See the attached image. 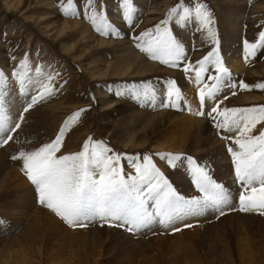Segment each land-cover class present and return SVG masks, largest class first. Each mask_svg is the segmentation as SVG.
I'll return each instance as SVG.
<instances>
[{
	"label": "rangeland",
	"instance_id": "1",
	"mask_svg": "<svg viewBox=\"0 0 264 264\" xmlns=\"http://www.w3.org/2000/svg\"><path fill=\"white\" fill-rule=\"evenodd\" d=\"M49 1L51 2L53 16L68 21L77 19L87 26L90 33L97 38L114 40V42H126L130 45L129 49L135 54H138L149 63L155 64L162 70L169 71V73H159L155 76L150 74L143 76L134 75V78H131L133 76H127L117 81H115L114 77H102V79L92 80L89 77V69L85 67V63L90 58L87 61L79 63L78 61L73 62L71 57L93 55L92 57L99 58L102 54L109 61L113 53L111 49H107L105 52L101 51L99 54L97 52L100 50L99 46L93 40L89 42L84 40L76 47L73 56L62 54L56 39L52 40L47 37V32H40L34 27V29H31L26 24L32 25V23H24L19 18L20 13L8 16L5 13L6 10L0 9V71L5 74H11L19 66L20 61L27 58L29 67L32 69L30 75L34 80H44L48 74L55 76L52 82L54 94L50 96L46 94L45 99L33 105L27 112H23V108L31 103V96L36 94L34 86L28 85V93L23 94L19 90V85H14L13 81L9 80V86L5 95V107L12 121L20 123V128L10 133L13 139L6 145L0 146V157L2 156L4 160L0 163V171H3L0 179V195L7 193L8 197L15 198V204L10 205L9 208L20 211H25L27 208L26 211L31 213L36 212V207L47 214H54L46 206L40 204L35 186L25 175L23 166L20 168L16 163H13L11 152L14 150L13 147L16 146L20 147V151H31L45 143L53 141L69 117L77 111L84 110L81 112L78 120L73 121L65 130L62 147L57 153L58 156L75 154L81 151L83 144L91 137L93 142L102 141L112 149V153L120 154L122 157L120 166L129 175L134 173L131 158H142L145 155L150 156L153 163L164 173L169 183L172 184L177 192L186 198H191L197 196L198 192L192 182L190 166L187 160L182 159L175 166H170L166 160L160 159L161 155L170 152H152L150 150H156L155 141H162V135H159L161 132H169L177 128L179 132L197 133L202 142L199 144L202 150L197 156L191 153L178 154L173 152L171 154L182 157L190 156L200 165L203 164L215 181L222 183L231 191L233 203L225 208L223 215L208 210L199 216L187 217L182 221H178L172 228H168L169 230L159 223H153V226L149 225L147 229L145 227L135 233L127 231L126 228L110 226L109 223L100 220L87 223L88 226L82 227H70L67 224L68 226L63 227L72 228L75 231L87 230L89 232V230H94L96 224L101 229L112 230L113 232L103 230L104 232L102 231V233L96 232L94 235L91 233L80 240L78 239L79 232H69L60 227V233L66 235L59 242L62 245L65 244L68 252H76L82 250V248L86 254L88 252L99 251V264H185L195 254L202 259L212 260L215 259L214 254L216 251L220 253L226 247L233 250L237 249L239 239L237 237L238 233L236 234L238 230L236 227L240 225L241 219L245 215H257V217H261L260 219H249L248 225L252 231H249L250 236H252L251 242L257 245L264 244L263 234H258V228L264 226V215H261L258 211L242 212L239 210L238 196L242 189L235 181L234 166L228 151L230 146L235 147V145L232 144L231 139H224V137H234L236 133L218 128L217 122L223 118L217 116L215 113L208 114L211 106L215 103L214 101H206L203 108L205 115L191 114L194 111L200 110L198 85L195 83L194 71L185 73L183 70L185 65L183 63L179 67L163 65L158 60L150 59L145 52L137 47V43L142 42L137 38L149 30H154L155 26L167 17L171 8L178 3H184V0H133L136 12L133 15L131 23L122 19V10L118 7L120 0H98V6L100 4L104 5L105 14L119 33V35L112 34L110 36L98 33L93 25L84 17L85 0H73L76 11L79 13L76 17L64 14L61 0ZM33 2L34 0H23L21 3L24 6H28L29 4L33 5ZM202 2L205 3L214 18L215 23L213 27L216 31L218 45L212 44L207 39L206 33L197 30L191 21L186 26L175 24V20L169 24L173 35L185 45L187 60L194 64L196 61L203 59L209 51L218 47L221 60L227 68L224 56H231L234 49L241 48V52L235 54L238 55L236 56L237 63L239 61L241 67H244L243 74L235 73L227 68L231 73V80L237 84V88H224L217 97L219 107L223 109L264 106V90L254 87L257 83L264 82V48H258L255 55L249 56L247 60H245L244 51L245 41L248 43L257 42L260 32L264 31V0H202ZM63 5L67 6V0H63ZM32 12L35 13L36 11ZM144 39H147V37H144ZM71 41H68V43H71ZM100 66H102V63H100ZM36 67L42 69L43 76H36ZM100 69H103V73H106L104 66L100 67ZM210 73L217 75L215 69H210ZM202 77L209 85L213 83V81L208 79V74H202ZM169 79L176 81L177 87L184 97V101L175 108L161 106V100L163 99L161 93L164 82ZM240 81L253 87L250 90H241L239 89ZM142 83H151L156 88L158 105L153 106L152 104L146 107L147 101L138 100L130 93L116 94L118 91L130 88L134 84L139 85ZM13 89L15 92H13ZM233 91L236 92L235 95H232ZM191 92L195 93L191 94ZM185 96L187 99H185ZM190 96L192 99L189 98ZM224 97H227V99H224ZM248 97H257L260 102L244 104V100ZM105 100L122 101V104L120 106L112 105V109H116V111L109 113L105 117L107 111L111 110L102 105V101ZM143 102L145 105L142 104ZM132 106L137 110H130ZM149 112H165V115L160 119L152 120L151 124L144 128L143 132L137 136V141L143 145L140 147V150H135V147L123 148L124 143L122 141L127 137L125 134L131 130L129 125L132 121L128 120L127 117H133L137 113L146 116ZM21 114L23 115L22 121L18 119ZM167 114H173V116H168ZM174 115L180 116L175 117ZM181 115H187L193 119L197 118L198 125H193L191 120V124L186 125V121L181 119ZM112 120L114 121L111 122ZM259 131H264V124L257 125V129L253 132V135H258ZM198 132L202 135H199ZM142 137L145 140L149 139L150 145L146 143L144 146V142L141 141ZM12 143H15V146H12ZM28 146L31 148H27ZM218 149L223 154L222 156L226 158L223 162L218 158L220 155L216 153ZM208 156L214 158V160H210L212 163L205 161ZM214 156L217 157L216 160ZM218 159L221 161V164H218ZM135 162L142 163L143 161L142 159H137ZM10 169L17 171L30 186L34 196V208L31 207V201H26L25 206L21 207L18 198L23 195L17 193L14 190L15 187L11 186V184L5 186L7 182L10 183L9 181L14 180L12 179L13 176L15 177L14 174L10 173ZM226 216H230L231 219H222ZM58 219L60 220L59 223L65 224L62 219ZM186 224H191L192 226L185 227L184 225ZM173 228H180L181 230L173 231ZM191 228H198V231L174 236ZM158 238L162 239L159 240ZM78 240H80L79 242L82 247L76 245ZM71 242L75 245L72 244V246ZM133 244L134 246H131ZM224 245L225 247L221 249ZM68 252L67 254H69ZM232 254L236 255L234 251ZM235 260L238 262L237 258Z\"/></svg>",
	"mask_w": 264,
	"mask_h": 264
},
{
	"label": "snow or ice",
	"instance_id": "2",
	"mask_svg": "<svg viewBox=\"0 0 264 264\" xmlns=\"http://www.w3.org/2000/svg\"><path fill=\"white\" fill-rule=\"evenodd\" d=\"M61 4L66 16L79 15L73 0H67V6L63 5V0ZM84 7V17L98 33L104 36L119 35L105 14L103 4L98 6V0H85ZM118 7L122 10V19L131 23L136 12L133 0H120ZM173 20L180 26L193 22L197 30L206 33L212 44L218 45L213 27L215 21L205 3L202 0H184V3L173 6L167 17L156 25L154 30H149L137 38L142 41L137 43V47L150 59L158 60L163 65L179 67L183 63L185 73L194 71L200 103V110L195 114L205 115L203 108L206 101H214L208 114L215 113L223 118L217 122L218 128L236 133L234 137L224 139H231L235 145L230 146L228 151L234 166L235 181L242 189L238 196L239 210L258 211L264 215V131L253 135L257 125L264 124V106L221 109L217 97L224 88L236 89L237 84L232 82L231 73L224 66L218 47L194 64L189 62L185 45L169 28ZM258 48H264V31L260 32L257 42L245 41V60L255 55ZM210 69H215L217 75H212ZM31 71L27 58L22 59L11 74L0 71V146L11 141L13 137L10 133L20 128V123L12 121L5 107L9 80L13 81L14 85L18 84L23 94L28 93V85H33L36 90V94L31 96V103L23 108V112L29 111L33 105L45 99L46 94H54L52 82L55 76L48 74L44 80H34L30 75ZM35 73L37 77L43 76L40 67L35 68ZM202 74H208V79L213 83L209 85L205 82ZM252 87L243 81L239 82L241 90H250ZM254 87L264 90V82L257 83ZM125 93H130L138 100L150 101L153 106L157 101V90L151 83L134 84L116 94ZM235 94L233 91L232 95ZM161 95L162 107L175 108L184 101L175 80L164 82ZM82 111L84 110L69 117L53 141L13 156V159L22 161L23 171L35 186L40 204L46 206L70 227H82L100 220L110 226L126 228L133 233L153 223L172 228L178 221L199 216L208 210L223 215L225 208L233 203L231 191L215 181L206 167L190 156L167 153L161 155L160 159L166 160L170 166H175L182 159L187 160L192 182L198 192L197 196L191 198L178 193L148 155L131 158L134 173L130 175L120 166V154L112 153V149L102 141L93 142L91 137L83 144L81 151L58 156L65 130L73 121L78 120ZM18 119L22 121L23 115ZM137 159H142L143 162L136 163ZM180 230L173 228V231Z\"/></svg>",
	"mask_w": 264,
	"mask_h": 264
},
{
	"label": "bare ground",
	"instance_id": "3",
	"mask_svg": "<svg viewBox=\"0 0 264 264\" xmlns=\"http://www.w3.org/2000/svg\"><path fill=\"white\" fill-rule=\"evenodd\" d=\"M21 2H23V0H0V9L4 11L6 10L5 13L8 16L20 13L19 18L22 19L24 23H32V25L26 24L30 26L31 29L35 28L40 32H47L46 33L47 37L51 38L52 40L56 39L57 45L59 47V50L62 52V54L73 56L76 47L80 45L84 40H86L87 42L93 40L99 46L100 50L97 51L99 54L101 51L105 52L107 49L112 50L113 53L111 54L109 61L102 54L99 58L92 57L93 55H80V56L71 57L73 62L78 61L79 63H82L83 61H87L90 58L88 62L85 63V67L89 69L88 70L89 77L92 80L102 79V77H114L116 79L115 81H117L126 78L127 76H133L131 78H134L135 77L134 75L143 76L145 74H150L155 76L159 73L161 74L169 73V71L162 70L160 67L156 66L155 64L149 63L138 54H135L133 51L129 49L130 45H128L126 42H122V41L114 42V40H104L101 38H97L95 35L90 33L89 28L87 26L83 25L77 19L68 21L66 19L61 20L57 16H53L51 2L49 0H34L33 5L29 4L28 6H24ZM32 11H36V12L33 13ZM68 41H71V43L70 42L68 43ZM240 52H241V48L238 47L237 49H234L232 51L233 55L231 56L225 55L224 59L226 60V66L228 69L232 70L235 73L243 74L244 67L243 68L241 67L239 61L237 63V58H236V56H238L236 54ZM100 63H102V66L106 68L105 69L106 73H103V69H100V67H102L100 66ZM137 79H141V78H137ZM13 92H15L14 89ZM194 93L191 92V94ZM187 97L185 99H187ZM189 98H191V96ZM157 101L155 105H158ZM102 102H103L102 104L103 106H105L108 109H111L107 111L105 117H107L109 113L116 111V109L115 110L112 109V105L120 106V104H122V101L120 102L116 100L115 101L105 100ZM255 102H260L257 97H252V98L248 97L244 100V104L255 103ZM142 104L145 105L144 102ZM150 105H152V103L150 101H147V104L145 106L149 107ZM130 110H137V109H135V107L132 106L130 107ZM140 113L133 115V117L130 116L127 117L128 120L132 121L131 124L129 125V128L131 130L125 134L127 135V137L125 140L122 141V143H124L123 148L135 147V150H140L141 149L140 147H142L143 145L139 141H137L136 139L137 136L141 132H143L144 128H146L149 124H151L152 120L160 119L161 117H163V115H165V112H157V113L149 112L146 114V116ZM194 113L196 112L194 111L191 114ZM167 115L173 116V114H167ZM174 116L177 117L180 115H174ZM181 116H182L181 119H184L186 121V125H189L191 123L193 125H198L199 123L197 122L198 121L197 118L193 119L187 115H181ZM113 121L114 120H112L111 122ZM198 134L202 135L199 132ZM159 135L160 136L162 135L161 136L162 141L161 142H159L160 140L155 141L156 150H150L152 152L153 151L166 152V153L174 152L178 154L191 153L194 156H197L199 152L202 150L200 149L199 146V144L202 142L197 136V133H189L187 131L179 132L177 128H174V130L172 131L161 132ZM141 141L144 142L143 143L144 146L146 143L147 145H150L149 139L145 140V138L142 137ZM14 144L12 146H15ZM13 148L14 150L11 152L12 155L18 156L19 152H21L20 147L16 146ZM27 148H31V147L28 146ZM216 151H217L216 153L220 155L219 157L217 155L216 156L223 162V160L226 158L222 156L223 154L219 149ZM216 156H214L215 160L217 158ZM2 160L3 157L1 156L0 163H2ZM210 160H214V158L212 156L211 157L208 156L205 161L209 162ZM13 161H14L13 163L14 164L16 163L18 167L21 168L23 166L22 161L20 159H13ZM219 163L221 164V161H219L218 164ZM201 166H203V164ZM2 173L3 171H0V179L2 177L1 176ZM10 173L15 175V177L13 176L12 178L14 180L9 181L10 183L7 182V184H5L4 182L5 186L11 184V186L15 187L14 190H16L17 193L23 195L22 197L18 198V202H20L21 207L25 206L24 204L26 203V201L27 202L31 201V207L34 208L33 192L31 191V188L27 184V182L23 179L24 177L22 178V176H20L17 173V171H14L12 169H10ZM1 196H3L4 198ZM14 199L15 198L8 197L7 193L0 195V264H99L98 262V259L100 257L99 251L97 252L94 251L93 253L88 252V254H86L84 252V249L82 248L83 251L78 250L76 252L74 251L70 253L67 251L68 249L65 246V244L63 245L60 244L59 241L60 240L62 241V238L66 235L60 233V227H62L63 230L69 232L75 230H73L72 228L69 229L67 227L68 228L67 229L66 227H63L68 225L66 223L65 224L59 223L60 222V220L58 219L59 217H57L55 214H49V213L47 214L43 210L37 209L36 207H35L36 212H31V213L26 211L27 208L25 211L9 208L10 205L15 204ZM260 218L261 217H257V215H245L242 217L240 225L236 227V229H238L236 231V234L238 233L237 237L239 239L237 249L233 250V249H229L228 247L223 249L225 247L224 245L221 248L223 249L222 252L219 253V251H216V253L214 254L215 259L206 260L200 258L198 255L195 254L192 256L191 259H189L188 261H186V263L185 262L184 263L185 264H264V244L257 245L251 242L252 236H250V232H249L251 231V229L248 225L249 219H260ZM222 219H231V217L226 216ZM86 226L88 225L86 224ZM103 230L113 233L112 230L101 229V227L96 224L94 230L92 231L90 230L89 232L87 230H81V231L76 230V231L79 232L80 235L78 239L81 240L84 237H87L88 234L92 233L94 235V233L96 234V232L102 233ZM258 230H259L258 234L262 233L264 236V226L258 228ZM76 231L73 233H76ZM197 231L198 228H191L190 230L184 231L179 235L176 234L174 236H180L183 234H187L191 232L193 233ZM158 239L160 240L162 238H158ZM80 240L76 242V245H80L79 242ZM132 242H136V241H132ZM70 244L75 245L73 242H71ZM131 246H134V244ZM66 251L69 254H67ZM233 251L236 254L235 256L232 254ZM236 258L238 262H236L235 260Z\"/></svg>",
	"mask_w": 264,
	"mask_h": 264
}]
</instances>
